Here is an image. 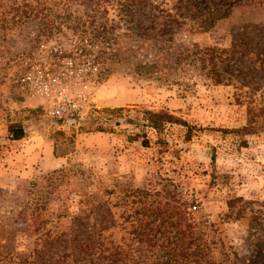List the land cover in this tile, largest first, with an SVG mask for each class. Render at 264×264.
<instances>
[{
  "label": "rangeland",
  "instance_id": "obj_1",
  "mask_svg": "<svg viewBox=\"0 0 264 264\" xmlns=\"http://www.w3.org/2000/svg\"><path fill=\"white\" fill-rule=\"evenodd\" d=\"M262 2L0 0V264H106L116 247L124 264L138 220L156 233L187 198L257 264L264 129L237 131L250 107L264 126ZM147 112L188 126L157 132Z\"/></svg>",
  "mask_w": 264,
  "mask_h": 264
},
{
  "label": "trees",
  "instance_id": "obj_2",
  "mask_svg": "<svg viewBox=\"0 0 264 264\" xmlns=\"http://www.w3.org/2000/svg\"><path fill=\"white\" fill-rule=\"evenodd\" d=\"M264 4V0H262ZM264 50V49H263ZM264 65V59L262 58ZM218 72L215 71V74ZM218 77L219 74H217ZM221 81V80H219ZM262 114L264 109L262 108ZM250 116L249 124L243 130H238V133H255L264 126H258V116L253 112V108L248 109ZM147 120L150 126L157 132H162L164 127L169 123H180L188 126L185 122L179 121L168 113L147 112ZM9 135L11 140H21L25 137L26 132L20 125H10ZM169 196L174 199L175 192L168 191ZM172 195V196H171ZM189 198L174 202L177 206L170 203L167 204L165 210H161L158 217L160 223L156 233H153L152 225L154 222H145L138 220L134 231L135 240L138 243L137 252L131 256L130 260L124 264H241L236 252L227 248L224 240L220 235L217 236L218 230L211 220L196 216L193 205L190 204ZM238 200H230L227 202L229 211H233L237 206ZM244 211L241 208L239 212ZM178 213L179 219L173 216ZM169 214V216L167 215ZM89 248L95 249L96 243L87 244ZM263 248V247H262ZM128 253L121 247H116L115 251L105 256L108 261L106 264H123L127 259ZM257 264H264V250L262 249V258L260 255L254 258ZM247 261V260H245ZM242 261V264H245ZM94 264H97L96 262Z\"/></svg>",
  "mask_w": 264,
  "mask_h": 264
}]
</instances>
